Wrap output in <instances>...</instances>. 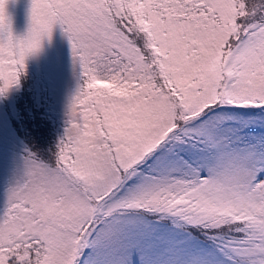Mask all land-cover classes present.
I'll list each match as a JSON object with an SVG mask.
<instances>
[{
    "label": "snow or ice",
    "instance_id": "6c2138e0",
    "mask_svg": "<svg viewBox=\"0 0 264 264\" xmlns=\"http://www.w3.org/2000/svg\"><path fill=\"white\" fill-rule=\"evenodd\" d=\"M8 3L0 136L13 132L7 103L26 62L56 25L78 87L56 150L23 147L0 214V264H134L159 246L185 250L184 264H216L178 225L223 236L231 264H264V136L242 139L225 116L264 112V0H31L19 36ZM149 157L156 175L122 195Z\"/></svg>",
    "mask_w": 264,
    "mask_h": 264
},
{
    "label": "rangeland",
    "instance_id": "374dc122",
    "mask_svg": "<svg viewBox=\"0 0 264 264\" xmlns=\"http://www.w3.org/2000/svg\"><path fill=\"white\" fill-rule=\"evenodd\" d=\"M30 7L31 0H9L8 11L12 18L15 35L19 36L26 33L29 23ZM29 61L31 63L28 65L32 68L44 69L48 76L49 84H51L53 88V91H50L51 100L53 101L52 103L54 104V107L57 108L59 114L61 113V117L66 121L65 124L58 126L59 128L63 126V134L59 133L57 137L56 143H59L60 139L64 136L65 128L67 127L68 106L71 103L72 98L75 96L78 87L77 67L74 64L71 44L59 25L54 26L51 39L49 40L46 38L42 42V51L36 57L29 59L27 62ZM35 79L36 75L33 74V81H31L32 85H36ZM17 95L18 92L13 93L9 102L14 96L17 97ZM46 100L49 102L48 99ZM13 105L15 112L18 114L19 111L16 106L20 105L19 99L16 100ZM246 110L240 109L230 111L225 113V116L230 121H235V131H238L239 127L242 130L249 129L247 132L248 134L246 135L247 138L244 140L251 141L254 138L260 137V134L264 133L263 129L257 127V123L261 125L264 124V112L260 110H250L251 112ZM0 142V214H3L6 205L7 191L14 185L18 175V169L21 164V154L10 149L7 146L8 140L1 136ZM159 151H163V149H160ZM154 160L155 157H152L147 162L154 172L149 173L147 171L144 172V170L138 171V174L135 177L128 180L122 186V195L128 194V192L137 184L156 175V169L153 167ZM179 228H181L182 231L177 232L176 235L181 237L182 242L186 243L188 248L211 255L216 261V264H231V261L227 259L229 252L221 247L224 244L223 236L217 241L215 236L208 233L210 234L209 236L213 238L212 242L214 243H211L210 237L209 240L206 241L204 238L195 236L188 228ZM217 246H219V248ZM184 252L185 250L171 246H159L144 250L142 255L134 256L133 262L134 264H184L186 260ZM85 255H87V250L85 251Z\"/></svg>",
    "mask_w": 264,
    "mask_h": 264
},
{
    "label": "trees",
    "instance_id": "16d2710c",
    "mask_svg": "<svg viewBox=\"0 0 264 264\" xmlns=\"http://www.w3.org/2000/svg\"><path fill=\"white\" fill-rule=\"evenodd\" d=\"M30 63V61L26 63L27 75L21 89L18 91L17 97L14 96L11 101L7 103V107L11 110L14 118V122L11 125L13 132L10 134L8 131H5L1 137L7 139V146L19 154H22L24 145L43 154H48L50 150H56L58 134H63V126L60 128L58 126L65 124L66 121L61 117V113L59 114L57 108H55L52 103L50 91H53V88L51 84H49L48 76L44 69H34L28 65ZM33 74L36 75V85L31 84V81H33ZM18 99L20 105L16 106L19 111L17 114L13 104ZM46 99H48L49 102H47ZM247 110L256 111L253 109ZM257 127L264 130V124L261 125L257 123ZM238 132H242V139L247 138L246 135L248 134V130L239 129ZM262 136H264V133L260 134V137ZM151 158L152 157H149L139 166V171L154 172L152 167L147 163ZM166 223H171V221H167ZM178 227L184 226L178 225ZM185 228L191 230L195 236L204 238L206 241L209 240L210 234L196 228ZM210 240L211 243H214L212 242L213 238ZM217 247L219 248V246Z\"/></svg>",
    "mask_w": 264,
    "mask_h": 264
}]
</instances>
